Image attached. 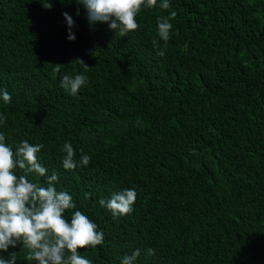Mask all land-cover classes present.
I'll use <instances>...</instances> for the list:
<instances>
[{
    "label": "trees",
    "instance_id": "16d2710c",
    "mask_svg": "<svg viewBox=\"0 0 264 264\" xmlns=\"http://www.w3.org/2000/svg\"><path fill=\"white\" fill-rule=\"evenodd\" d=\"M169 3L142 8L121 37L90 24L76 0H0V133L13 151L44 145L39 161L75 205L64 218L79 210L104 234L78 249L91 264H121L137 249L136 264H264V0ZM171 11L160 56L157 19ZM76 74L88 84L73 96L61 78ZM65 142L74 170L62 166ZM124 189L137 193L133 212L114 219L99 200ZM10 251L37 264L23 245Z\"/></svg>",
    "mask_w": 264,
    "mask_h": 264
},
{
    "label": "clouds",
    "instance_id": "9594fccd",
    "mask_svg": "<svg viewBox=\"0 0 264 264\" xmlns=\"http://www.w3.org/2000/svg\"><path fill=\"white\" fill-rule=\"evenodd\" d=\"M88 14L90 24L106 23L116 33L125 37L138 29L137 15L144 9L160 8L169 10V0H76ZM52 4L48 3L47 9ZM176 16L171 11L168 16L157 19L158 39L152 41L158 54L163 56L170 39L172 24L170 21ZM68 25V39H76L72 29L74 21L64 13ZM163 41V48L160 42ZM73 62L79 64L84 72L89 66L82 60ZM65 65L55 64L53 70L57 73ZM88 77L83 74L75 76L65 75L61 78V87L75 96L78 91L87 86ZM3 101L8 103L11 96L6 90L2 93ZM6 117L0 115V125ZM6 137L0 133V264H16L17 254L10 249L23 245L29 250L27 259L37 264H91L89 259L79 254L78 249L93 248L102 245L104 234L98 231V226L81 211L73 212L70 222L64 218L66 210L74 209L71 195L67 191H57L53 186L58 176L55 172L47 176V168L38 159V153L43 144H30L22 141L13 151L5 143ZM82 151V150H81ZM65 153L62 166L65 170L78 167L75 160V150L71 143L65 142L62 148ZM90 156L83 154L79 165L87 166ZM17 170H24L23 175H17ZM35 173L39 177H46L47 187L31 182L27 175ZM137 193L134 189H124L111 194L109 199H100L99 204L110 211L114 219L131 215ZM7 253V256L3 255ZM146 254L154 255L153 249H147ZM140 256L137 249L130 256L125 255L121 264H136Z\"/></svg>",
    "mask_w": 264,
    "mask_h": 264
}]
</instances>
